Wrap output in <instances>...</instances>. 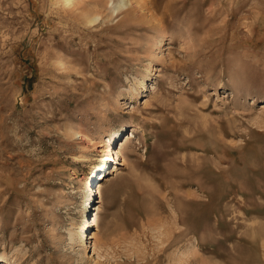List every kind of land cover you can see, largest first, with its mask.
Masks as SVG:
<instances>
[{"label": "rangeland", "instance_id": "374dc122", "mask_svg": "<svg viewBox=\"0 0 264 264\" xmlns=\"http://www.w3.org/2000/svg\"><path fill=\"white\" fill-rule=\"evenodd\" d=\"M263 105L264 0H0V258L264 264Z\"/></svg>", "mask_w": 264, "mask_h": 264}, {"label": "bare ground", "instance_id": "6f19581e", "mask_svg": "<svg viewBox=\"0 0 264 264\" xmlns=\"http://www.w3.org/2000/svg\"><path fill=\"white\" fill-rule=\"evenodd\" d=\"M59 1H61L63 4H65V5H72L74 2H75V0H59ZM123 7V6H122ZM125 7V6H124ZM131 11V10H130ZM127 13V12H126ZM130 19V18H129ZM191 27V26H190ZM153 31V30H152ZM180 37V36H179ZM186 38V37H185ZM161 43V42H160ZM264 106V105H263ZM125 126H122V131H124L123 130V128H124ZM131 137H133V135L131 134ZM111 138L114 140L115 139V136H111ZM128 141H129V138H127L126 140H125V142H124V144H127L128 143ZM210 144V143H209ZM204 146V145H203ZM213 147V146H212ZM172 150V149H171ZM109 152H108V155H110V159H111V161H110V163L112 164V166L113 165H116L117 163H118V165H120V164H123V162L125 161L124 159H123V157L121 156V153H120V151L117 149V148H114V147H112V148H110L109 150H108ZM216 154V153H215ZM105 161H107L108 159H104ZM180 162V161H179ZM109 163V162H108ZM191 164V163H190ZM210 164V163H209ZM118 167L117 166H113V168H112V170H110V172L111 173H113V172H115V171H118ZM102 171H103V169L100 171V173H102ZM99 173V174H100ZM111 173H109L108 175H110ZM107 175V176H108ZM160 175V174H159ZM107 179V177H105L104 178V176H103V178H101V175H100V177L97 179V181H98V184L96 185V189H94V187H93V184L91 183V182H88V184H87V186H86V190L87 191H90V198H89V200L90 201H92L93 199H94V194H95V196L97 197V195L100 193V187H102L101 186V183L99 182L100 180L101 181H104V180H106ZM119 183H121V182H119ZM167 193H169V192H167ZM92 197V198H91ZM91 208H93V206L91 205ZM93 211H94V209H93ZM178 218V217H177ZM153 225H155V224H153ZM97 226V216H96V214L94 213V214H92V216H90V218H88V220H87V225H86V227H85V229H84V232L82 233V238L83 239H88V240H92V239H94V236L91 234V228L93 229L94 227H96ZM90 230V232H88ZM169 231V230H168ZM181 231V230H180ZM164 233V232H163ZM171 233H173V232H171ZM177 233V232H176ZM168 236H170V235H168ZM172 239V238H171ZM174 239V238H173ZM169 242V241H168ZM174 243V242H173ZM166 245V244H165ZM191 246V245H190ZM85 248H93V250H94V246L92 245V241H89V242H85V246H84ZM167 249V248H166ZM95 251V250H94ZM162 253V252H161ZM0 264H11L10 262H8V261H5V260H2L1 258H0Z\"/></svg>", "mask_w": 264, "mask_h": 264}]
</instances>
